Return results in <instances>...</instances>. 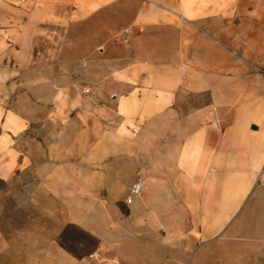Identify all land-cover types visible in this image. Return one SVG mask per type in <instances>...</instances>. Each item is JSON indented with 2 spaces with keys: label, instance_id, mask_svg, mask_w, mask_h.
Returning a JSON list of instances; mask_svg holds the SVG:
<instances>
[{
  "label": "crops",
  "instance_id": "0c3cea01",
  "mask_svg": "<svg viewBox=\"0 0 264 264\" xmlns=\"http://www.w3.org/2000/svg\"><path fill=\"white\" fill-rule=\"evenodd\" d=\"M0 89V264H264V0H0Z\"/></svg>",
  "mask_w": 264,
  "mask_h": 264
},
{
  "label": "rangeland",
  "instance_id": "374dc122",
  "mask_svg": "<svg viewBox=\"0 0 264 264\" xmlns=\"http://www.w3.org/2000/svg\"><path fill=\"white\" fill-rule=\"evenodd\" d=\"M17 90L19 89H13L12 93H17ZM34 184L35 183L33 182L30 184H26L25 182H14L13 184H8L4 179L0 178V224L2 226H16L25 222L27 223L28 220L34 218L32 215L28 214V208L34 200H23L21 198V192H34L42 190L41 188L37 189ZM31 186L33 187L31 188ZM40 218L47 221L51 217Z\"/></svg>",
  "mask_w": 264,
  "mask_h": 264
},
{
  "label": "built area",
  "instance_id": "2783aa9c",
  "mask_svg": "<svg viewBox=\"0 0 264 264\" xmlns=\"http://www.w3.org/2000/svg\"><path fill=\"white\" fill-rule=\"evenodd\" d=\"M87 89H89V88H87ZM256 182L259 184H264V165L258 173V177H257ZM141 190H142V180H141V177H139L138 180L134 183V185L132 187V192L133 193H139Z\"/></svg>",
  "mask_w": 264,
  "mask_h": 264
}]
</instances>
